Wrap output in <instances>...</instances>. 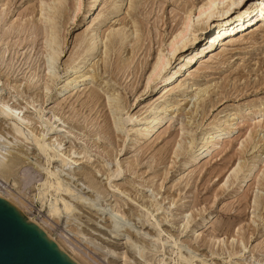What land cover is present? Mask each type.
<instances>
[{"label": "rangeland", "instance_id": "obj_1", "mask_svg": "<svg viewBox=\"0 0 264 264\" xmlns=\"http://www.w3.org/2000/svg\"><path fill=\"white\" fill-rule=\"evenodd\" d=\"M40 1L44 7L50 3L0 0V104L6 101L20 115L31 118L28 126L36 134L45 130V124L51 126L42 144L57 139L61 147L49 166L61 168L62 183L71 186L86 205L75 204L77 210L69 217L49 214V201L37 195L39 177L25 184L21 174L26 167L47 168L45 155L25 127L27 141L14 134L9 120L3 118L0 154L20 151L24 157H7L11 160L0 173V193L45 227L81 264H90L85 250L100 264H144L138 249H144L148 264H180V252L192 255L194 264H264V32H260V20L240 30L234 28L236 39L227 36L212 54L143 93L156 54L161 49L167 55L172 28L185 16L186 6L195 8L205 0H139L131 11V0L122 4L121 0H82L78 13L76 0H70L68 15L58 25L62 52L49 71ZM115 2L121 4L117 16L109 23L101 21ZM72 13L78 15L74 22ZM133 17L140 21L143 34L135 56L129 51L130 35L124 50H119L122 53L109 51L111 66L105 68L103 35V43L81 68L85 76L66 89L65 83L75 75L72 66L79 61L74 55L79 38L88 41L98 25L104 33L123 26L129 34ZM31 23L41 27L38 34ZM24 25V31L17 32ZM117 55L126 61V70L120 69ZM54 73L57 80H53ZM186 84L193 85L192 91L183 89ZM108 96L118 97L124 110L107 105ZM210 97L214 101L223 98L202 112ZM160 103L166 109L161 111L165 119L146 136L143 128L154 124L153 107ZM125 113L132 116V122L121 124L120 115ZM148 116L150 123L134 131L138 120L142 117V123ZM219 122L225 129L218 145L194 159L202 133ZM179 147L182 152L176 154ZM255 154L262 159L257 168L241 179L242 167L234 177L237 165L249 163ZM40 173L44 178L45 172ZM105 210L107 215L102 214ZM155 236L160 242L153 240Z\"/></svg>", "mask_w": 264, "mask_h": 264}, {"label": "bare ground", "instance_id": "obj_2", "mask_svg": "<svg viewBox=\"0 0 264 264\" xmlns=\"http://www.w3.org/2000/svg\"><path fill=\"white\" fill-rule=\"evenodd\" d=\"M69 1L70 0H50V3L45 7L41 4V1L39 4L40 5L39 15H41L40 17H42V18H40L39 21L43 23L42 24V30H43L42 33H43V36L45 37L44 39H46V46L48 47L47 50L49 52L48 57H50V63L48 65V68H50L51 65L56 64L55 62L59 60V58H60L59 55L62 52L59 48V46H60L59 44H60L61 40H60V36H59L60 31L58 30V25H59V23H61V20L66 18V16L68 15L67 14L68 13L67 8L69 7ZM122 1L123 0L120 1L121 4H122ZM138 2H139V0H131L130 1V3H129L130 11L134 10L136 8V6L138 5ZM81 4H82V0H76L75 1L76 6L74 7V11H76L78 13V11L81 10V6H82ZM67 5H68V7H67ZM91 5H93V4H91ZM120 5L117 4L116 2L113 3V5L106 12L107 15L101 21H107V23L111 22L113 17L117 16L116 15L117 12L121 10ZM193 7L194 6H190V5L186 6L185 16L183 18H180V21L176 22L174 27L172 28V32H171L172 37H171L170 41L168 42V44L165 42L167 44V45L165 44L166 45L165 50H166L167 55L163 54L161 49L157 52V54H156L157 56L155 57V60L152 63V69L150 70V73L146 77V81L144 83V87L142 90L143 93H145V92L147 93L151 88L155 87L158 83L171 81L172 79H174V77L177 76V74L182 69L186 68L191 63H193L194 60H201L204 55L212 54V52L215 51V49L218 45L224 44L223 39H225L227 36H232L231 39H236L237 36L234 37L233 35H235V33L237 32L238 29L240 30V29H243L245 27L251 26V24L259 23L258 26L260 27V32H264V0H205V2H202L200 5L198 4L197 7L196 6H195V8H193ZM192 9H194V11ZM95 10H97V9H95ZM72 15H73V13H72ZM72 15L70 17L74 22L75 18L78 15H76V13H75V15H73V17H72ZM257 16H259V17H257ZM257 19H259L260 21L257 22ZM194 21H195V23L200 22V24L194 26V24H195ZM255 22H257V23H255ZM122 23L125 24V22H122ZM31 24H33V29H35L34 33L38 34L37 30H39L41 27H39L37 25L38 23L37 24L31 23ZM132 24L133 25H131V26H133V28L129 34H127L128 32L124 31L123 26L117 27V25H116L117 28H114L115 27L114 26L111 29H109L108 33H106L107 32L106 31L105 32L106 34H105L102 29H99V25H98V26H96V28L93 27L95 29L93 30V33L91 32V36L89 34L90 38L88 39V41H86L87 38L85 39V37L79 38V42H78L79 47L76 51V54H74V55H76L75 56L76 58L79 57V59H78L79 61L77 64L72 66V68L75 67L73 70V73L75 75L72 76L70 78V80H68V82L65 83L66 84L65 86H67V88L66 87L65 88L68 89V85L71 87V85H73V83L76 84L75 81L78 78L80 79L81 77L83 78V76H85L84 73L82 72L81 68L83 67L85 61H89L88 59L90 58V56H92L94 54V52L97 50L99 43L101 44L102 39H103L102 38L103 35H106V42H104V52H103L104 60L102 61L104 63L103 65L105 68H107V65L110 64L109 63L110 61L108 59H109V55L111 54V52L109 53V51H111L112 49L113 50L116 49L117 51H119L121 49L124 50L123 48L125 47V44H128L127 40L130 37V35H133L132 39H131V41H133V42H131L132 43L131 45L129 44L130 45L129 51L131 52L130 54L132 55V57H134L135 56L134 54L141 47L143 34L141 31L140 21L138 19L133 17L132 18ZM111 25L113 26V24H111ZM110 27L111 26H109V28ZM17 28H18L17 32H18V30H19V33L23 32L25 29V25L22 27L21 26L17 27ZM234 28H237V30L235 33H232L231 31ZM41 31L39 32V34L41 33ZM241 34H242V32H241ZM261 37H264V34H261ZM81 52H83L84 55H83V53L81 55L80 54ZM119 52H118V54H119ZM108 53H109V55H108ZM114 53L117 54L116 52H114ZM120 53H122V52H120ZM79 54H80V56H79ZM117 57H119V56L117 55ZM130 59H131V57H130ZM72 62H74V59L72 60ZM72 62L68 63L67 67L70 66ZM118 62L121 63L120 69L123 70L124 68L127 67L126 61H124L120 57H119ZM109 66H111V65H109ZM120 69H119V71H120ZM49 70H51V68L48 69V71ZM124 70H126V69H124ZM104 71H105L104 73L107 72L106 70H104ZM50 75H51V73H50ZM52 75H54L53 80L58 79L57 73L56 74L54 73ZM192 87H193L192 84L191 85L186 84L183 87V89L186 90V89L190 88L189 91L190 90L192 91ZM194 90L195 89H193V91ZM202 91L204 94L209 93L208 89H206V90L202 89ZM201 93L202 92H200V94ZM107 98H108L107 105H109V106L112 105V106H114V108L115 107L116 108L121 107L122 101L120 100L121 102H119V100L117 99L118 97L117 98L116 97L110 98V96H108ZM222 98H218L217 101L216 100L214 101L211 97L208 98L209 100H207L208 101L207 106H204V104H203L202 112H205L206 107L213 106V105L217 104V102H219ZM205 102H203V103H205ZM153 108H154V111L152 113L153 117H151V116H148L146 118L143 117L144 118L143 120H145V121L142 123H141V119H142V117H141L138 120V123L135 125L136 127H134L135 128L134 131L139 132L142 130V128L144 126L143 125L140 126V124H145V122L150 123L149 117L152 118L151 121L155 120V122H154V124H148L143 128L146 131V133H145L146 136L149 135L150 133H152L158 125L163 123L165 116L161 115V114H163V113H161V111L163 109L166 110L164 108V104H162V103L157 104ZM120 109H121V111L124 110L123 107H121ZM17 110H18L17 108L11 107L10 104H8V102L5 101V102L0 104V118L9 120V122H10L9 128L12 130V132L18 136H22L26 141H27V139H29L27 137V135L30 134L32 136L31 140L37 146L38 151L41 154L45 155V158H46L45 163H46V165H48L47 168L44 167V165H42V166L39 165V170H35L33 167H26L24 169L23 173H21L22 171L20 172L21 174H23V178L26 182V183L25 182L24 183L27 184L28 182H32L34 179L36 180V178L39 177V179L36 180V181H38L37 183L40 185L39 186L40 189L38 188L39 193L37 195H39L38 197L41 201H43L42 199H44V198H47L46 201L47 200L49 201V207H50L49 208V214H53V215H57V216L66 215L67 217H69V216H71V214L73 212H75L77 210V205H75V204L86 205V203H85L86 201H84L83 198L80 195H78L77 193L75 194L73 191V188L71 186L69 187V186L64 185L62 183V180L60 179V172L62 170H61V168H59V166H52V168H50V166H49V164L51 165L50 158L56 157L58 155L57 153L59 152L58 150L61 147V142H59L57 139H54V143H52V144L48 143V144L43 145L42 141L44 140L45 134L51 130V126H48L47 124H45L47 126V127H45L46 132H44L45 131L44 129H41L40 132L38 134H36L33 132L34 130L33 131L30 130L29 129L30 127L28 126L29 122H31L30 121L31 118L29 119L27 117V115H26V117L23 114L20 115L21 113L18 112ZM120 119L122 121L121 124H127L128 122H130V123L132 122V116H130L127 113H125V115H123V114L120 115ZM260 121H258V124H260ZM221 122L214 124L209 129V131L202 133V138H203L202 140L203 141H201V143L199 142L200 145L196 150L197 154H195L194 159L199 157L203 151L214 149L218 145V142L220 140L219 136H220L221 132L225 129V128L223 129V127H222L223 123H221ZM117 126H118V123H117ZM23 127H25L27 129V135L25 134ZM37 130H39V129H37ZM250 134H247V137L249 139V140H247V138H246L247 141H250V138L248 136ZM5 137H7V136H5ZM8 152H5V153L3 152L0 154V173H4L6 170V167L8 166V162L11 160V159L7 158L9 155L13 154L11 157H13L14 155L24 157V156H22V154H20V151L19 152L18 151H15V152L14 151H8ZM181 152L182 151L180 148L176 154L181 153ZM37 154L39 155V153H37ZM75 155H79V154H75ZM64 157L68 158V156H64ZM259 157H260V155L255 154L252 157L251 161H249V163H247L243 166L241 165V163H239V165H237V168H235L232 171V174L234 175V177H236V174L243 167V172L245 171V173L240 177H242L241 179L246 178L247 174L252 172L253 169L257 168L256 164L260 160ZM261 160H260V162H261ZM73 161H76V160H73ZM61 163L64 164V159L61 161ZM41 170H43L45 172L44 178H40ZM117 174H118V171L115 172L113 175H117ZM88 180L91 181L92 176H89ZM39 181H40V183H39ZM258 185H260V184H258ZM90 187L88 186V188H90ZM0 197L5 199L6 201H9L12 204L14 203L12 200H10V198H8V196L6 197L2 193H0ZM13 205L15 207L17 206V208L19 207L18 209L20 210L21 207L18 206L16 203H14ZM107 213H108V211L105 210V211H103L102 214L107 215ZM148 215H152V214H149V212H148ZM28 218L35 221V223L46 232V234L48 235L49 238L53 239L54 241H56L58 243L56 238L53 235L49 234L48 231L46 230V228L43 227L38 221L34 220L31 217H28ZM111 220H112L113 227L114 226L116 227L117 226L116 222L113 221V219H111ZM153 240L155 242H157V241L160 242L159 237H156V236L153 237ZM58 244L60 245V243H58ZM129 246L133 249H137L134 244H130ZM59 247L61 249H64L61 245ZM74 248H76V247H74ZM81 252H83V251H81ZM83 254L85 255L84 257H87L90 264H100L97 260H95L94 256L93 257L91 256L90 252L87 253V251L85 250L83 252ZM138 254L140 255V257L143 258L144 264L149 263V260H146V258L144 256L145 255L144 249H142V250L138 249ZM69 257L71 259L73 258L78 264H81L79 262V260H77L73 255H69ZM123 258L125 261L126 257L123 256ZM179 259H180L181 263L194 264L192 255L186 256V255H183L182 252H180Z\"/></svg>", "mask_w": 264, "mask_h": 264}, {"label": "water", "instance_id": "obj_3", "mask_svg": "<svg viewBox=\"0 0 264 264\" xmlns=\"http://www.w3.org/2000/svg\"><path fill=\"white\" fill-rule=\"evenodd\" d=\"M0 264H78L17 207L0 197Z\"/></svg>", "mask_w": 264, "mask_h": 264}]
</instances>
